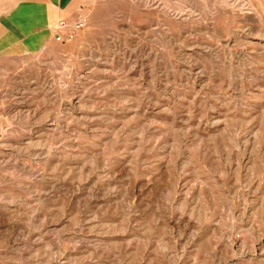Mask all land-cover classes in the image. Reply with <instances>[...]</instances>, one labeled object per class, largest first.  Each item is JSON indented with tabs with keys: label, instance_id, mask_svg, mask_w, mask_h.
<instances>
[{
	"label": "rangeland",
	"instance_id": "374dc122",
	"mask_svg": "<svg viewBox=\"0 0 264 264\" xmlns=\"http://www.w3.org/2000/svg\"><path fill=\"white\" fill-rule=\"evenodd\" d=\"M0 264H264V0H0Z\"/></svg>",
	"mask_w": 264,
	"mask_h": 264
},
{
	"label": "built area",
	"instance_id": "2783aa9c",
	"mask_svg": "<svg viewBox=\"0 0 264 264\" xmlns=\"http://www.w3.org/2000/svg\"><path fill=\"white\" fill-rule=\"evenodd\" d=\"M65 26V24H62V26ZM82 25H78L77 27H78V29H81L82 27H81Z\"/></svg>",
	"mask_w": 264,
	"mask_h": 264
}]
</instances>
